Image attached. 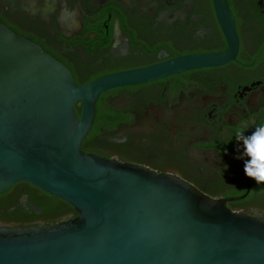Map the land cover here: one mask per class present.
I'll return each instance as SVG.
<instances>
[{"label":"water","instance_id":"1","mask_svg":"<svg viewBox=\"0 0 264 264\" xmlns=\"http://www.w3.org/2000/svg\"><path fill=\"white\" fill-rule=\"evenodd\" d=\"M214 7L227 52L181 56L84 86L0 21V195L27 183L77 213L55 225L0 226V264H264L263 218L235 213L180 177L82 150L102 94L237 59L234 16L226 0Z\"/></svg>","mask_w":264,"mask_h":264},{"label":"flooded vegetation","instance_id":"2","mask_svg":"<svg viewBox=\"0 0 264 264\" xmlns=\"http://www.w3.org/2000/svg\"><path fill=\"white\" fill-rule=\"evenodd\" d=\"M226 1L237 59L102 94L82 150L180 177L231 211L264 219V183L246 177L236 158L237 137L264 125V0ZM0 21L64 63L80 86L229 49L214 0H0ZM8 193L42 214L27 183Z\"/></svg>","mask_w":264,"mask_h":264},{"label":"trees","instance_id":"3","mask_svg":"<svg viewBox=\"0 0 264 264\" xmlns=\"http://www.w3.org/2000/svg\"><path fill=\"white\" fill-rule=\"evenodd\" d=\"M76 111L79 117L82 114V108L76 105ZM32 197H38V205L43 212L37 215L35 211L27 212L25 208L15 206V199L7 194L0 195V225H12L17 227H33L36 222L41 221L47 225H55L77 217L74 208L62 200L52 197L43 191L27 184ZM12 208V209H11Z\"/></svg>","mask_w":264,"mask_h":264},{"label":"clouds","instance_id":"4","mask_svg":"<svg viewBox=\"0 0 264 264\" xmlns=\"http://www.w3.org/2000/svg\"><path fill=\"white\" fill-rule=\"evenodd\" d=\"M240 148L237 159L244 162V174L256 183H264V125L258 126L251 134L237 137Z\"/></svg>","mask_w":264,"mask_h":264}]
</instances>
